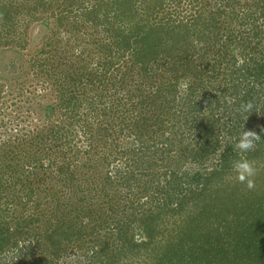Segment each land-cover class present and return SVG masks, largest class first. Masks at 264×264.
<instances>
[{
    "label": "trees",
    "instance_id": "trees-1",
    "mask_svg": "<svg viewBox=\"0 0 264 264\" xmlns=\"http://www.w3.org/2000/svg\"><path fill=\"white\" fill-rule=\"evenodd\" d=\"M42 15L53 103L0 138V264H264V0H0V44Z\"/></svg>",
    "mask_w": 264,
    "mask_h": 264
},
{
    "label": "rangeland",
    "instance_id": "rangeland-1",
    "mask_svg": "<svg viewBox=\"0 0 264 264\" xmlns=\"http://www.w3.org/2000/svg\"><path fill=\"white\" fill-rule=\"evenodd\" d=\"M43 15L41 19L33 21V23L30 24L26 33L27 39L23 40V42L17 45H7L5 40H3L0 44V88H2L0 107L3 105L2 110L0 109V138L2 139L12 136L16 131H21L20 129H22L23 132L33 131L35 126L41 125L40 121H38L40 116L38 117V115H36L37 112L43 115L41 110L42 106L53 103L54 95L51 96L50 92L51 79H49L48 75L45 73H38L36 69H32L30 61L32 56L35 55L37 51H41L44 46L45 29L42 23ZM156 20H158V18ZM51 26L53 27V34L60 33L62 36H65L63 40L66 38L72 39L70 34L64 32L62 27L57 28L54 25ZM53 37H56V35ZM78 37L79 35L76 36V41ZM74 43L63 44L62 47H60V43H58L57 47L62 48L63 51L66 52L63 55L69 56L76 49L79 50V41L78 44L77 42ZM48 57L52 60L49 55ZM59 57L60 55L57 54V58L55 57L53 62L50 61V63L54 66L60 65L61 62H59V60L62 58L59 59ZM12 64H17L18 67L22 65L24 68L23 73H8L9 66ZM51 64L49 66H52ZM49 66L44 67L45 70H49ZM22 86L23 91L20 96H18V90ZM12 104L15 106H12ZM230 179H232V182L237 181L235 179V173ZM241 185L245 186V184ZM261 191H264V188H262ZM131 264H138V262L135 260L134 262L132 261Z\"/></svg>",
    "mask_w": 264,
    "mask_h": 264
},
{
    "label": "clouds",
    "instance_id": "clouds-1",
    "mask_svg": "<svg viewBox=\"0 0 264 264\" xmlns=\"http://www.w3.org/2000/svg\"><path fill=\"white\" fill-rule=\"evenodd\" d=\"M182 86L187 88L186 83ZM248 109H251V105H248ZM260 140L261 137L256 133L242 129L234 146L240 158L233 161L232 171L235 173V179L250 190L256 186L255 177L258 170L254 161L248 159L246 154L252 151Z\"/></svg>",
    "mask_w": 264,
    "mask_h": 264
}]
</instances>
